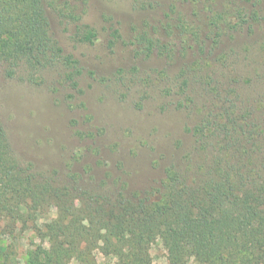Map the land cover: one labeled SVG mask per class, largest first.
<instances>
[{
    "label": "trees",
    "instance_id": "obj_1",
    "mask_svg": "<svg viewBox=\"0 0 264 264\" xmlns=\"http://www.w3.org/2000/svg\"><path fill=\"white\" fill-rule=\"evenodd\" d=\"M64 3L59 7V0H0V90L3 77L14 79L22 69L30 78L52 67L69 70L70 80L78 74L71 72L77 69V61L54 37L48 15L51 8L64 19L80 20ZM171 12L175 13L174 8ZM170 13L164 29H172L171 40L165 43L158 37L160 28L154 29L156 37L141 33L131 42L135 53L174 58L175 40L182 43L184 52L194 48L199 58L182 70L178 89L187 97L194 83L195 92L203 88L212 104L203 105L201 119L190 129L195 146L185 157L186 166L167 168L159 187L128 192L125 186L107 189L105 181L95 189L64 185L54 174L34 171L20 162L0 119V211L25 223L49 204L59 211V219L47 229L52 251L37 250L32 264H63L72 254L89 264V252L81 251L79 242L87 240L93 247L101 238V228L107 230L103 239L108 250L119 254L125 245L134 250L131 257L121 255V264H151L146 248L157 234L169 249L170 264H186V257L193 254L200 264H235L243 252L251 259L243 257L240 264H264V130L255 123L251 109L239 107L232 89L225 91L218 80H198L199 70L210 65L208 58L220 32L241 26L246 15L230 5L219 12L210 9L203 28L181 17L173 26ZM258 16L259 11L253 10L248 19L262 20ZM76 36L81 43L98 42L97 32L87 25H78ZM111 36L110 45H114L119 31ZM117 74L125 76V71ZM238 128L239 136L234 132ZM27 199L32 201L30 215L19 216L17 206ZM85 219L88 226L82 224ZM253 222L258 224L255 229ZM124 233L131 238L125 240ZM222 252H228L227 260Z\"/></svg>",
    "mask_w": 264,
    "mask_h": 264
},
{
    "label": "rangeland",
    "instance_id": "obj_2",
    "mask_svg": "<svg viewBox=\"0 0 264 264\" xmlns=\"http://www.w3.org/2000/svg\"><path fill=\"white\" fill-rule=\"evenodd\" d=\"M64 2L80 20L64 19L51 8L48 15L54 37L77 61L71 72L78 74L70 80L69 70L52 67L30 78L22 69L16 78L2 80L0 119L23 165L54 174L64 185L95 189L105 181L107 189L125 186L128 192L159 187L167 168L186 166L185 157L195 146L190 129L201 119L203 105L212 102L203 88L195 92L194 83L189 88L193 101L178 89L182 70L199 56L194 48L184 52L179 40L174 58L138 56L131 43L144 32L156 37L155 28L169 42L172 29L164 26L171 8L173 26L181 17L204 28L210 9L219 12L228 5L245 13L241 26L220 32L213 54L205 55L210 65L199 70L198 80H218L225 91L232 89L239 107L251 109L264 130V3L59 0V7ZM253 10L262 20L248 19ZM85 17L89 22H82ZM78 25L94 29L98 42H79ZM114 30L120 36L110 45ZM120 70L125 76H118ZM182 100L184 106L178 109ZM234 132L239 136L241 130ZM7 255H14L11 248Z\"/></svg>",
    "mask_w": 264,
    "mask_h": 264
},
{
    "label": "clouds",
    "instance_id": "obj_3",
    "mask_svg": "<svg viewBox=\"0 0 264 264\" xmlns=\"http://www.w3.org/2000/svg\"><path fill=\"white\" fill-rule=\"evenodd\" d=\"M257 3H264V0H257ZM82 22H89L85 17ZM11 119L15 116L12 114ZM76 206H79V201L75 202ZM32 208V201L30 199L18 204L17 211L19 216H29L30 209ZM34 220L29 223H25L19 218L13 219L8 216L4 211H0V264H32V254L37 250L48 253L52 251L53 241L52 238L47 235L48 226L54 221L59 219V211L54 204H49L46 209L37 210L34 214ZM34 224V227H33ZM84 226H88V221L85 219L82 221ZM253 229L258 227L256 222L251 225ZM11 228V231L6 229ZM107 230L100 229V237L95 241V245L89 248V242L87 240H81L79 242V248L81 251L86 249L89 252V264H121V255L131 257L134 254V250L125 245L120 253L117 254L112 250H108L105 240ZM128 233H124V239H130ZM113 244L116 243V238L112 237ZM9 248L12 249L14 255H10L5 260V256L8 254ZM146 254L151 264H170V253L168 247L165 246L164 240L159 234L155 236V240L147 243ZM224 260L229 258L228 252H222ZM243 257L251 259L247 252H243L236 258L235 264H240V260ZM42 262L44 258L41 257ZM63 264H81V258L77 254L70 255ZM186 264H200L196 255H189L186 257Z\"/></svg>",
    "mask_w": 264,
    "mask_h": 264
}]
</instances>
